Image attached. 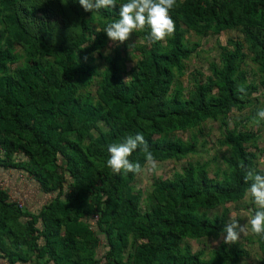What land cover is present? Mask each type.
<instances>
[{
    "label": "trees",
    "instance_id": "16d2710c",
    "mask_svg": "<svg viewBox=\"0 0 264 264\" xmlns=\"http://www.w3.org/2000/svg\"><path fill=\"white\" fill-rule=\"evenodd\" d=\"M124 2L86 12L78 0H0V168L54 194L32 212L0 187V264H240L249 257L238 241L206 256L187 240L219 236L225 217L207 211L245 197L241 162L261 170L260 131L230 129L226 117L264 93V0H177L174 35L149 42L145 29L134 43L103 53L109 39L102 29ZM226 30L239 35L219 46L209 76L182 86L185 62L199 47L187 34ZM208 120L222 122L217 139L227 150L225 169L213 175L188 163L154 176L143 198L136 175L106 167L108 145L138 132L157 162L186 158L196 152L197 134L184 140L175 132H199ZM129 159L145 164L141 148ZM253 236L264 264V237Z\"/></svg>",
    "mask_w": 264,
    "mask_h": 264
},
{
    "label": "rangeland",
    "instance_id": "374dc122",
    "mask_svg": "<svg viewBox=\"0 0 264 264\" xmlns=\"http://www.w3.org/2000/svg\"><path fill=\"white\" fill-rule=\"evenodd\" d=\"M239 32L236 30H226L219 34L208 33L203 36H198L194 32H189L186 36L190 42H198L199 47L197 53H194L189 60L185 62L186 67L184 75L180 77V83L182 86L187 87L191 81L193 75L200 78H206L209 76V64L211 62H218L220 55V45H224L230 37L238 36ZM139 40L136 34L132 33L128 39V42L134 43ZM114 42L109 40L108 46L103 50V53L110 52ZM130 50V48H128ZM99 68H103V64L100 59L96 60ZM135 63V57L129 56L126 64L128 67L133 66ZM253 65L249 63L245 68L249 70V77L254 78L255 74L251 72ZM198 77V78H199ZM96 89V83H93L89 90L94 93ZM264 105V93L261 88L253 94V101L241 110L234 109L229 116L226 117L227 127L232 129L234 126L251 128L253 130H259L258 146L261 148V152H257L258 157L256 159V165L260 169H264V121L256 123L254 118L247 119L253 109L257 106ZM220 120H208L201 125L199 132L197 130H187L185 132H175V136H179L184 140L190 139L194 134H197V147L196 152L188 155L186 158L180 160L169 159L161 162H157L158 167L155 172L145 171L142 174L136 175L133 182L135 188L140 189L143 193V198L151 191V184L154 176L162 175L163 177L171 176L175 171H181V169L188 163H203L207 165L209 174L213 175L225 169V162L223 156L227 154L225 147L219 145L218 139L221 136V131L224 126ZM238 124V125H237ZM53 193L48 196L49 199L53 197ZM14 195L12 199L17 203L21 202L16 199ZM255 209V205L245 197L239 202L227 203L221 205L215 209L208 210L207 214L212 216H224L225 224L228 222L231 214H235L238 219V223L244 225L247 223L248 217L252 214L250 210ZM100 241V247L98 249L99 256L103 253V243ZM222 239L220 235L218 237H206L201 239H189L187 243L190 245L193 251L203 249L206 256L210 251L216 248ZM239 243L244 244L249 251V257L240 261V264H259L261 252L253 234L250 231L242 233L238 240ZM104 264V263H100Z\"/></svg>",
    "mask_w": 264,
    "mask_h": 264
},
{
    "label": "clouds",
    "instance_id": "9594fccd",
    "mask_svg": "<svg viewBox=\"0 0 264 264\" xmlns=\"http://www.w3.org/2000/svg\"><path fill=\"white\" fill-rule=\"evenodd\" d=\"M78 3L86 12L117 7V0H78ZM176 4L177 0H127L119 5V18L107 23L102 30L109 40L117 44L126 42L132 33L145 29L149 30L147 36L149 42L164 41L175 33L176 26L170 11ZM238 92L243 96L247 95L243 85L238 86ZM255 120L256 123L264 121V108L258 109ZM138 148L144 153V166L129 159ZM107 151L109 156L106 167L113 174L139 175L145 171L155 172L158 167L144 135L139 132L126 136L121 142L109 144ZM239 167L244 171V182L248 184L245 198L255 205V210H250L252 214L244 225L238 223L235 214L230 215L228 222L219 233L222 242L228 245L235 244L240 235L248 231L255 236L264 237V169L257 171L246 168L242 162Z\"/></svg>",
    "mask_w": 264,
    "mask_h": 264
},
{
    "label": "crops",
    "instance_id": "0c3cea01",
    "mask_svg": "<svg viewBox=\"0 0 264 264\" xmlns=\"http://www.w3.org/2000/svg\"><path fill=\"white\" fill-rule=\"evenodd\" d=\"M0 187L7 191L11 200L14 195L21 205L32 212H36L49 200L50 194L44 193L36 182L16 169L0 168Z\"/></svg>",
    "mask_w": 264,
    "mask_h": 264
},
{
    "label": "built area",
    "instance_id": "2783aa9c",
    "mask_svg": "<svg viewBox=\"0 0 264 264\" xmlns=\"http://www.w3.org/2000/svg\"><path fill=\"white\" fill-rule=\"evenodd\" d=\"M97 217H98V216L95 214V215L93 216V219L95 220V219H97Z\"/></svg>",
    "mask_w": 264,
    "mask_h": 264
}]
</instances>
